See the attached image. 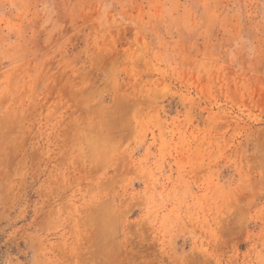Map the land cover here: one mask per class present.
Wrapping results in <instances>:
<instances>
[{
  "label": "rangeland",
  "instance_id": "rangeland-1",
  "mask_svg": "<svg viewBox=\"0 0 264 264\" xmlns=\"http://www.w3.org/2000/svg\"><path fill=\"white\" fill-rule=\"evenodd\" d=\"M0 264H264V0H0Z\"/></svg>",
  "mask_w": 264,
  "mask_h": 264
}]
</instances>
